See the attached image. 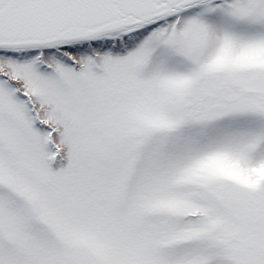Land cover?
Returning a JSON list of instances; mask_svg holds the SVG:
<instances>
[{
  "label": "snow or ice",
  "instance_id": "obj_1",
  "mask_svg": "<svg viewBox=\"0 0 264 264\" xmlns=\"http://www.w3.org/2000/svg\"><path fill=\"white\" fill-rule=\"evenodd\" d=\"M0 264H264V0H0Z\"/></svg>",
  "mask_w": 264,
  "mask_h": 264
}]
</instances>
